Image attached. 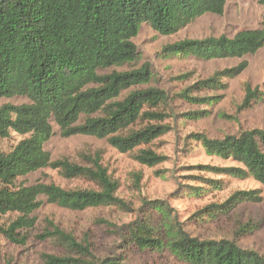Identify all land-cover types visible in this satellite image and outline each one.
Returning <instances> with one entry per match:
<instances>
[{"label": "trees", "instance_id": "1", "mask_svg": "<svg viewBox=\"0 0 264 264\" xmlns=\"http://www.w3.org/2000/svg\"><path fill=\"white\" fill-rule=\"evenodd\" d=\"M228 0H0V99L25 98L20 105L0 107V138L20 140L0 153V216H14L0 236L25 245L35 227L32 214L43 204L69 211L122 205L119 183L101 164L100 155L86 157L89 166L52 160L45 145L55 135L87 136L105 140L139 164L154 167L164 161L148 146L167 131L161 125L167 95L158 89L131 91L147 84L148 64L119 73L111 70L138 58L133 39L143 24L161 36H171L204 15L221 16ZM264 5V0H260ZM264 47V15L259 27L242 29L231 38L185 39L165 45V56L200 61L242 59L235 67L216 72L188 89L198 92L225 88L222 83L239 76L246 56ZM184 98H187L183 95ZM189 99V98H188ZM264 101V83L244 87L239 110ZM209 156L232 166L210 169L227 179H252L264 190V130L250 129L236 136L210 139L203 133L188 136ZM56 170L64 179L82 178L96 189H64L53 183L26 185L22 179L40 170ZM220 190L221 181H207ZM209 190V189H208ZM261 191H235L221 204L200 213L227 214L242 203H260ZM132 243L141 250H158L162 242L146 220L126 226ZM168 245L187 264H264V256L239 247L235 241L198 239L181 228H169ZM35 238L50 242L65 256L41 254L44 264H91L90 245L50 221ZM72 256H76L73 258ZM83 258L85 261H81ZM96 264H124L105 258Z\"/></svg>", "mask_w": 264, "mask_h": 264}, {"label": "rangeland", "instance_id": "2", "mask_svg": "<svg viewBox=\"0 0 264 264\" xmlns=\"http://www.w3.org/2000/svg\"><path fill=\"white\" fill-rule=\"evenodd\" d=\"M263 15L264 5L260 0H228L223 15H204L171 36L158 35L143 24L133 39L138 52L136 61L111 70L125 73L149 65V82L133 86L121 97L131 91L149 88L167 95L163 108L165 116L160 123L167 131L143 147L164 157V161L154 167L143 166L130 154L117 152L105 140L87 136L62 138L57 126L53 125L55 135L45 145L51 159L89 166L86 157L98 153L102 166L119 183L116 195L122 205L69 211L41 198L43 204L32 214L36 224L25 245L12 244L0 236V264H44L41 254L65 256L62 249L35 238L41 233L45 220L70 233L76 242L85 240L90 245L93 259L80 260L91 264L105 258H115L124 264H187L168 245V229L175 226L198 239L233 240L239 247L264 256V190L252 179H227L212 172L211 167L232 165L207 156L200 145L188 137L203 133L210 139L219 140L245 130H264V101L248 109H238L245 85L253 88L264 83V47L243 58L247 68L236 78L222 82L224 89L201 92L194 89L188 92V89L216 72L237 66L242 59L200 61L161 53L165 45L180 40L231 38L239 30L259 27ZM27 102L18 97L0 99V107ZM19 140L15 134L0 138V153L8 152ZM22 181L26 185L41 182L64 189H96L85 179L67 180L50 168L30 174ZM207 181H221V189H212L207 186ZM254 189L261 191L260 203H242L227 214L216 212L208 216L200 213L208 205L221 204L235 191ZM13 219L14 216H0V227ZM134 220L148 222L155 237L163 243L160 249L141 250L133 245L126 226Z\"/></svg>", "mask_w": 264, "mask_h": 264}]
</instances>
